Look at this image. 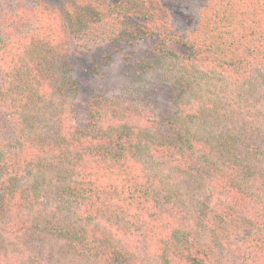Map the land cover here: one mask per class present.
Masks as SVG:
<instances>
[{
  "label": "trees",
  "instance_id": "16d2710c",
  "mask_svg": "<svg viewBox=\"0 0 264 264\" xmlns=\"http://www.w3.org/2000/svg\"><path fill=\"white\" fill-rule=\"evenodd\" d=\"M74 38L152 43L167 137ZM0 264H264V0H0Z\"/></svg>",
  "mask_w": 264,
  "mask_h": 264
},
{
  "label": "rangeland",
  "instance_id": "374dc122",
  "mask_svg": "<svg viewBox=\"0 0 264 264\" xmlns=\"http://www.w3.org/2000/svg\"><path fill=\"white\" fill-rule=\"evenodd\" d=\"M58 8H71L76 0H46ZM71 60L80 81L79 92L71 98L84 119L94 93L125 91L140 105H149L157 133L169 135L167 120L180 91L166 62L153 55L152 43H112L74 38Z\"/></svg>",
  "mask_w": 264,
  "mask_h": 264
}]
</instances>
